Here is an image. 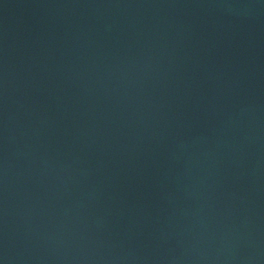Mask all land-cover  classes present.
I'll list each match as a JSON object with an SVG mask.
<instances>
[{"label": "water", "instance_id": "95a60500", "mask_svg": "<svg viewBox=\"0 0 264 264\" xmlns=\"http://www.w3.org/2000/svg\"><path fill=\"white\" fill-rule=\"evenodd\" d=\"M0 264H264V0H0Z\"/></svg>", "mask_w": 264, "mask_h": 264}]
</instances>
